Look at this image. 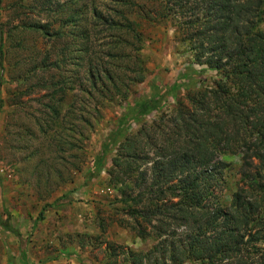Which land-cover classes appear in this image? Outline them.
Here are the masks:
<instances>
[{"label": "rangeland", "instance_id": "1", "mask_svg": "<svg viewBox=\"0 0 264 264\" xmlns=\"http://www.w3.org/2000/svg\"><path fill=\"white\" fill-rule=\"evenodd\" d=\"M207 6V0H1L0 264H181L175 260L189 227L162 221L141 238L132 229L130 180L115 184L110 173L127 135L173 114L186 92L172 88L182 73L191 76L186 85L219 78L194 60ZM98 11L124 27L131 23L141 41L130 28L118 39L94 26ZM76 38L83 52V44L90 50L72 84L55 62L69 59L67 45ZM88 62L94 78L85 74ZM108 69L121 75L120 92H103ZM143 100L153 101L149 113L123 124L126 109ZM223 160L235 166L221 187L229 202L242 158L228 153ZM1 220L20 231L23 250Z\"/></svg>", "mask_w": 264, "mask_h": 264}, {"label": "trees", "instance_id": "2", "mask_svg": "<svg viewBox=\"0 0 264 264\" xmlns=\"http://www.w3.org/2000/svg\"><path fill=\"white\" fill-rule=\"evenodd\" d=\"M207 2V21L194 46V60L219 78L208 86L186 85L191 76L182 73L181 84L175 82L172 88L185 87L186 92L173 114L144 123L127 135L112 159L110 174L115 184L127 187L130 180L127 202L136 222L132 229L141 238L151 236L156 223L162 221L173 219L189 227L175 262L195 258L200 264H264V0ZM93 24L106 26L103 29L118 39L130 28L141 41L131 23L124 27L99 11ZM88 44L82 45L83 52L76 38L67 45L72 53L69 59L55 62L59 70H67L64 80L73 84L80 79L74 72L84 68ZM2 48L1 43V53ZM85 74L96 76L90 62ZM108 74L103 78L109 80V84L103 83V92H120L125 87L121 75L111 69ZM152 103L143 100L126 109L123 124L131 115L148 114ZM122 132L118 129L116 134L122 137ZM228 153H240L242 158L240 180L229 202L221 189L227 172L235 168L223 160ZM105 157L96 158L99 167ZM1 225L19 238L23 250L20 231L9 220H1Z\"/></svg>", "mask_w": 264, "mask_h": 264}]
</instances>
